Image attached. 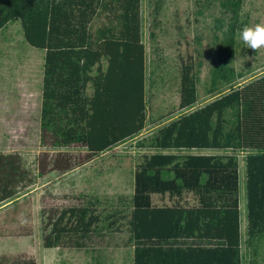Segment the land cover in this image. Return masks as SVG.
Wrapping results in <instances>:
<instances>
[{"label":"trees","instance_id":"1","mask_svg":"<svg viewBox=\"0 0 264 264\" xmlns=\"http://www.w3.org/2000/svg\"><path fill=\"white\" fill-rule=\"evenodd\" d=\"M213 10L207 92L199 104V67L180 57L176 117L153 121L137 140L131 197L80 192L40 197L44 248L93 249L127 233L133 264H244L240 156L246 165L250 264L264 245V72L246 82L233 64L243 0H198ZM166 0H149L155 26ZM143 0H0V31L19 21L44 50L34 166L0 150V237L35 232L40 178L65 174L143 133L149 120ZM153 33V32H152ZM185 150H219L184 152ZM49 185V183L47 184ZM154 195L168 202L154 201ZM0 264H37L33 255H0Z\"/></svg>","mask_w":264,"mask_h":264},{"label":"rangeland","instance_id":"2","mask_svg":"<svg viewBox=\"0 0 264 264\" xmlns=\"http://www.w3.org/2000/svg\"><path fill=\"white\" fill-rule=\"evenodd\" d=\"M198 0H166L155 26L150 15L149 0H143V41L146 46L149 120L138 138L124 142L95 160L69 171L56 172L40 178L29 191L34 197L35 232L26 237H0V255H33L37 264H133V247L127 233L107 236L93 249L44 248L40 228V197L47 189L54 193L86 192L100 197L125 195L134 191V174L139 155L136 146L141 137L157 127L153 121L161 117H176L179 105L180 57L193 55L201 61L199 67V104L213 98L207 92L211 48L213 10H201ZM243 26L264 22V0H243ZM241 29V30H242ZM233 64L242 74L240 83L264 72V48L253 51L239 38ZM153 32V33H152ZM44 50L26 42L19 21L0 31V150L19 151L26 164L33 167L39 145V113ZM212 152L219 150H185ZM240 156L241 228L244 264H250L252 246L247 239L246 165ZM49 183V185H47ZM157 203L168 202L154 195ZM257 264H264V245L258 246Z\"/></svg>","mask_w":264,"mask_h":264},{"label":"clouds","instance_id":"3","mask_svg":"<svg viewBox=\"0 0 264 264\" xmlns=\"http://www.w3.org/2000/svg\"><path fill=\"white\" fill-rule=\"evenodd\" d=\"M239 38L254 52L264 48V22L245 26L239 33Z\"/></svg>","mask_w":264,"mask_h":264},{"label":"crops","instance_id":"4","mask_svg":"<svg viewBox=\"0 0 264 264\" xmlns=\"http://www.w3.org/2000/svg\"><path fill=\"white\" fill-rule=\"evenodd\" d=\"M66 174V173H65Z\"/></svg>","mask_w":264,"mask_h":264}]
</instances>
